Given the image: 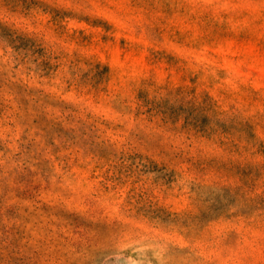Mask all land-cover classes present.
Wrapping results in <instances>:
<instances>
[{
	"label": "rangeland",
	"instance_id": "374dc122",
	"mask_svg": "<svg viewBox=\"0 0 264 264\" xmlns=\"http://www.w3.org/2000/svg\"><path fill=\"white\" fill-rule=\"evenodd\" d=\"M0 264H264V0H0Z\"/></svg>",
	"mask_w": 264,
	"mask_h": 264
}]
</instances>
